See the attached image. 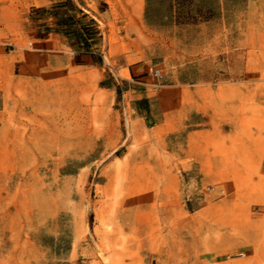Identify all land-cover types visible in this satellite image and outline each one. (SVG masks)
Segmentation results:
<instances>
[{"label": "rangeland", "instance_id": "obj_1", "mask_svg": "<svg viewBox=\"0 0 264 264\" xmlns=\"http://www.w3.org/2000/svg\"><path fill=\"white\" fill-rule=\"evenodd\" d=\"M0 264H264V0H0Z\"/></svg>", "mask_w": 264, "mask_h": 264}]
</instances>
